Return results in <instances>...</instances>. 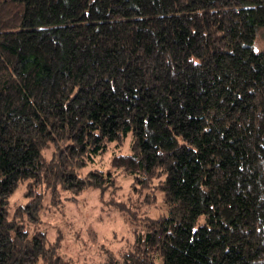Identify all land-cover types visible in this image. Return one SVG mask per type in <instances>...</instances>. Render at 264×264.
I'll return each mask as SVG.
<instances>
[{
    "label": "trees",
    "instance_id": "obj_1",
    "mask_svg": "<svg viewBox=\"0 0 264 264\" xmlns=\"http://www.w3.org/2000/svg\"><path fill=\"white\" fill-rule=\"evenodd\" d=\"M258 38L264 0H0V264H72L28 225L47 192L115 188L77 168L126 137L111 165L165 211L114 201L133 239L101 264H264Z\"/></svg>",
    "mask_w": 264,
    "mask_h": 264
},
{
    "label": "rangeland",
    "instance_id": "obj_2",
    "mask_svg": "<svg viewBox=\"0 0 264 264\" xmlns=\"http://www.w3.org/2000/svg\"><path fill=\"white\" fill-rule=\"evenodd\" d=\"M264 47V41L258 38L254 49ZM130 137L121 143L109 142L106 149L77 168L80 176L91 169L109 170L116 178V187L107 189L104 194L98 189L88 187L79 194L60 190L54 197L45 194L40 220L28 225L30 230L39 229L47 234L49 241L59 240V252L71 260L72 264H101L106 251L117 254L133 239V224L121 213L114 201L130 200L137 204L139 216L157 217L165 211L160 194H154V202L143 201L146 191L137 196L131 190L130 175L111 165L115 154L129 152ZM53 146L43 150L45 159L51 157ZM26 182L20 183L8 199V212L13 214L17 205L26 201L23 192ZM150 190V189H149ZM141 222V220H139ZM58 238V239H57Z\"/></svg>",
    "mask_w": 264,
    "mask_h": 264
}]
</instances>
